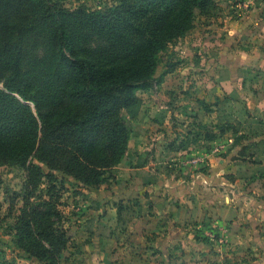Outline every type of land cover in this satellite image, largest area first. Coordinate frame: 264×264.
<instances>
[{
  "label": "trees",
  "instance_id": "trees-1",
  "mask_svg": "<svg viewBox=\"0 0 264 264\" xmlns=\"http://www.w3.org/2000/svg\"><path fill=\"white\" fill-rule=\"evenodd\" d=\"M215 8L214 0H116L100 9L0 0V166L25 173L24 203L10 231L27 258L59 264L70 240L53 219L52 197L30 201L42 178L61 172L97 190L126 155L138 90L176 69L180 60L173 59L155 77L173 42ZM218 128L206 132L208 142L224 136L227 128ZM187 148L184 142L174 152ZM1 210L0 201V220Z\"/></svg>",
  "mask_w": 264,
  "mask_h": 264
},
{
  "label": "rangeland",
  "instance_id": "rangeland-1",
  "mask_svg": "<svg viewBox=\"0 0 264 264\" xmlns=\"http://www.w3.org/2000/svg\"><path fill=\"white\" fill-rule=\"evenodd\" d=\"M59 1L70 8L81 5L90 9H100L116 3V0ZM214 1L216 8L213 14L207 17L198 16L194 28L173 42L169 48L171 53L167 52L163 56L155 77H159L164 71L166 62L180 60L176 69L165 74L160 84L154 83L151 88L139 89L137 92L141 105L137 116L130 121L131 135L126 160L131 158L132 166L138 169L130 171L127 166H121L108 170L104 182L97 190L86 188L63 176L61 172H53L52 181L42 178L30 201L37 203L48 201L52 197L50 201L58 213L57 218L53 219L57 226L67 228L70 234L69 243L60 255L59 264H78V257L80 259L83 252L80 245L94 242H109L106 253L117 252L120 255L121 251L122 256L137 260L136 264H147L145 259L151 260V264H161L162 257L167 261V258L172 259L179 254V251L174 254L170 250L163 255L156 245V241H162L157 240L160 235L156 232L143 228L147 233L142 232L140 235V227H144V220L139 223L143 205L137 196L141 190L140 185H135L129 177L154 183L159 181L158 178L164 179V174L169 178L170 174L177 177L190 170L193 173L198 172L208 167L202 154L204 150H212L219 157L233 143L244 146L253 141H261L258 146L247 148L237 157L236 176L240 179L238 182H243V185L247 183L248 189L242 186L245 193L264 200V190L252 189L248 183L264 171V111L257 106L258 96L254 90L258 78L263 75L257 65L243 68L238 62L231 60L229 64H232L236 74L233 79H229V71L224 68V63L215 66L214 73L209 70L212 65L209 66L206 58L209 52L219 57V53L210 50V43L219 41L223 47L229 43L230 40L226 37L229 32L224 31L225 25H234L235 30L238 29L246 18L240 23L235 20L249 16L253 9H256L253 21L263 18L261 24L264 26V0ZM244 27L250 29V25ZM256 27L258 33L264 34L261 26L257 24ZM247 30L241 32L235 42H230L233 49L250 50L256 47L264 52V35L261 34L252 41L250 36L253 30ZM229 81L231 87H227L230 90L227 93L224 90L225 85H222ZM262 87L264 88V83ZM220 125L227 128L224 136L208 142L204 136L206 132L219 133ZM184 142L188 144L187 152L176 154L174 148ZM149 160L151 163L146 166V161L148 163ZM42 167L47 172L45 166ZM183 175V178L190 179V176ZM133 185L127 196L132 198L124 199L125 192ZM26 190L23 170L15 166H0V264H46L32 261L13 245L10 228L24 203ZM159 192L168 194L170 189L168 186H161ZM99 193L114 198L110 199L112 202L109 200L106 203L108 205H103L104 212L99 209L96 212V207L91 211L95 202L93 199L98 198ZM227 194L231 197L230 193ZM111 205L120 208L118 216H112ZM243 206L246 207L245 204ZM246 214L252 216L247 210ZM148 215L152 217L148 219L149 223L156 225V215L150 212ZM207 221L208 217H205L202 221L204 227ZM224 222H227L226 219ZM210 223L208 222L209 225ZM199 227L195 228L194 233L184 237L190 239L188 263L183 258L186 254L184 253L181 257L174 258L177 259L175 264H264V248L258 244L260 241L264 246V222L257 227L259 233L256 232L257 229L248 227L247 223H241L229 235L226 232H217V226L211 227V230ZM198 243L205 245L203 252L198 248Z\"/></svg>",
  "mask_w": 264,
  "mask_h": 264
},
{
  "label": "crops",
  "instance_id": "crops-1",
  "mask_svg": "<svg viewBox=\"0 0 264 264\" xmlns=\"http://www.w3.org/2000/svg\"><path fill=\"white\" fill-rule=\"evenodd\" d=\"M255 12L256 9H253L249 16H242L238 20H235L236 23H240V21L246 18V20L240 23L239 28L236 30L234 25L228 26L226 24L224 31L229 32L228 35H226L228 40H230L229 43L224 47L223 44L220 45L219 41L210 43V45L212 44V49L210 50H215L214 52L219 53V57L215 53L209 52L206 58L209 66L212 65L209 70H212L214 73L216 71L215 66L224 63V68H227L229 71V79H233L234 74H236L235 70L231 66L232 64H229L231 60H235L240 66H243V68L246 66L257 65L263 76L260 79L258 78V83L254 85V90L258 96L256 100L257 106L260 107L261 111H264V88L262 87V84L264 83V52H262L260 48L256 47L250 48V50L233 49V45L230 43L231 41L235 42L238 35H241V32L247 30L244 25H250V29L247 30L248 32L253 30L250 36L252 41H255V39L262 34H260V32L258 33L256 27L257 24L262 27V32H264V26L261 24L263 18H260V20L255 19L254 21L252 19ZM246 21L250 23L248 24ZM263 35L264 34H262V36ZM262 39H264V37ZM235 77L237 78L238 76L236 75ZM237 79H240V77ZM227 84L224 83L222 86L225 85L224 90L228 93L230 90L227 89V87L231 84V81ZM240 86H242V83ZM242 147L243 145L240 146L233 143L232 147L225 150V153L219 157L215 156L212 150H204L202 154L205 158V164L208 167L194 173L192 170L188 171V173L182 171L183 174L190 176V179H187V177L183 178V174L178 175L177 177L170 174L171 177L169 178H167V175L164 174V179L158 178V182L147 183L140 179L129 177L131 182H134L135 185H140L141 190L137 196L140 204L143 205L142 216L139 217V223L144 220L142 221L144 222V227H140V235H142V232L143 234H146L149 230L159 234L160 237H157V240L160 239L162 241L161 243L156 241V245L163 255H166V253L170 250L174 254L179 251V254L174 255L172 259L167 258V261H165L162 257L161 260L163 263L161 264H175L177 259L175 260L174 258L181 257L184 253L186 254L183 258H186L188 263L187 256L189 254L190 239H186L184 237L185 235L194 233L195 228H200L199 226L203 228L205 225L202 221L205 217H208V221L204 229L209 228V230H211V227L215 228L217 226L219 230L217 232H226L228 235L231 234V232H235L241 223H247L248 227L255 230L261 222H264V200L254 198L245 193L242 186L247 187V183L243 185V182H238L240 179L236 176V161L237 157L240 155ZM180 152L185 153L187 151H178L176 154H179ZM127 156L128 150L122 161L113 168L115 169L120 168L121 166H127V169L130 171L138 169L137 167L132 166L131 158L126 160ZM150 163V160L148 163L146 161V166ZM133 179L134 181H132ZM248 183H250L249 186L252 189H256L258 191L264 190V177L260 178L257 176V178ZM161 186H168L170 192L168 194H161L159 192V188H161ZM133 187L134 185L132 188L128 189L127 192H125V195L123 196L124 199L132 198L131 196H127L132 191ZM246 189H248V187ZM227 193H230L231 197L228 196ZM111 198L113 199L114 197H109L99 193L98 198L93 199L95 202L90 210L94 211V207H96V212L98 211L97 209L104 212L102 207L103 205H108L106 203H108ZM110 202L112 201L110 200ZM242 203L245 204L246 207H244ZM111 207L112 216H116L118 213L117 207L114 205H111ZM151 208L153 211H151ZM246 210L252 213V216L251 214L245 215ZM149 212L156 215V225L149 223L148 219H152V217L148 215ZM224 219H226V223L224 222ZM208 222H211L210 225ZM227 225L229 227H226ZM143 228H146L147 231L144 232ZM243 230H245V228ZM256 232L259 233L258 229ZM129 234L130 232L128 235ZM107 244H109V242H107ZM107 244L100 242L81 244L80 246L83 252L81 253L82 257L80 259L78 257V264H136L137 260L130 256H122L121 251L119 252L120 255H118L117 252L111 254L106 253L108 251V247H106ZM258 244L262 247V249L264 248V246H262V242L258 241ZM204 247L205 245L198 243V248L202 252L204 251ZM115 261H117V263H115ZM150 261L151 260L149 259H145L147 264H151Z\"/></svg>",
  "mask_w": 264,
  "mask_h": 264
},
{
  "label": "built area",
  "instance_id": "built-area-1",
  "mask_svg": "<svg viewBox=\"0 0 264 264\" xmlns=\"http://www.w3.org/2000/svg\"><path fill=\"white\" fill-rule=\"evenodd\" d=\"M216 150V149H215ZM193 162H195V160H192Z\"/></svg>",
  "mask_w": 264,
  "mask_h": 264
}]
</instances>
